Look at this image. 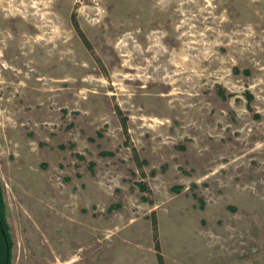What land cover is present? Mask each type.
Instances as JSON below:
<instances>
[{
    "label": "rangeland",
    "instance_id": "obj_1",
    "mask_svg": "<svg viewBox=\"0 0 264 264\" xmlns=\"http://www.w3.org/2000/svg\"><path fill=\"white\" fill-rule=\"evenodd\" d=\"M0 182L12 264H264V0H0Z\"/></svg>",
    "mask_w": 264,
    "mask_h": 264
},
{
    "label": "trees",
    "instance_id": "obj_2",
    "mask_svg": "<svg viewBox=\"0 0 264 264\" xmlns=\"http://www.w3.org/2000/svg\"><path fill=\"white\" fill-rule=\"evenodd\" d=\"M81 37L85 45L89 49H91L92 47L86 36L83 33H81ZM246 97L248 98L249 101H252L254 99V96L251 92H247ZM124 126L127 131V126L125 122H124ZM104 154H108V152ZM134 157L137 161L138 167L141 169L143 167L144 162L143 160L140 159V156L135 149H134ZM141 186L143 190L148 189L144 184H141ZM152 225L154 231V241H155V249L157 251L158 264H166L164 256L161 253V244L158 236V220L155 212L153 213L152 216ZM13 245L14 243L10 233V227L6 215V203L4 198L3 187L0 182V264H12Z\"/></svg>",
    "mask_w": 264,
    "mask_h": 264
}]
</instances>
